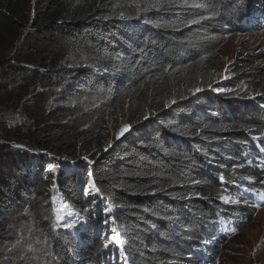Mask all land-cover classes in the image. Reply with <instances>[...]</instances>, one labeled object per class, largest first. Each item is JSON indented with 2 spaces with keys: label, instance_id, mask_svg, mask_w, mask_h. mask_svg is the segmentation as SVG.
<instances>
[{
  "label": "trees",
  "instance_id": "obj_1",
  "mask_svg": "<svg viewBox=\"0 0 264 264\" xmlns=\"http://www.w3.org/2000/svg\"><path fill=\"white\" fill-rule=\"evenodd\" d=\"M247 28L264 0H0V264H119L112 229L129 264H217L252 212L220 194L264 197L253 76L213 82ZM119 117L133 131L100 150Z\"/></svg>",
  "mask_w": 264,
  "mask_h": 264
},
{
  "label": "rangeland",
  "instance_id": "obj_2",
  "mask_svg": "<svg viewBox=\"0 0 264 264\" xmlns=\"http://www.w3.org/2000/svg\"><path fill=\"white\" fill-rule=\"evenodd\" d=\"M224 50V61L214 72L213 82H216V86L225 82H231L236 86L232 90H239L240 86L237 85L239 69H243V71L248 69L250 70L248 73L253 77L244 83L243 92L252 95L249 98V102L262 106L255 101L257 98H264V71L259 74L255 69L264 70V28H247L243 32L227 35ZM126 126L128 130L124 131ZM132 131V126L126 120L119 117L115 125L103 133L100 150H111L119 140L126 138ZM85 159L87 160L88 158ZM86 162L90 163L89 160ZM71 168L74 169L73 166ZM248 180L253 183L257 181L254 178ZM86 193L89 197L94 196L91 185L88 187ZM93 198V203H95V197ZM219 200L226 206H234L235 208L244 205L252 210V212L249 213V218L247 216L242 217L239 214L235 216V221L242 223L243 226L220 250L221 255L217 264H264V201L257 203L250 201L248 197L231 196L224 192L220 194ZM58 206V222L64 230L73 232H76L78 229L86 230L85 223L81 220L79 214L65 201L61 200ZM243 219L247 220V222H244ZM104 228L105 230L108 229L106 223L104 224ZM109 232H111V237L109 239L110 249L107 250V259L119 264H125L119 254L121 250L118 245L119 238L116 235L117 232L114 229Z\"/></svg>",
  "mask_w": 264,
  "mask_h": 264
},
{
  "label": "water",
  "instance_id": "obj_3",
  "mask_svg": "<svg viewBox=\"0 0 264 264\" xmlns=\"http://www.w3.org/2000/svg\"><path fill=\"white\" fill-rule=\"evenodd\" d=\"M124 139H126V138H124ZM124 139H123V140H119L115 146H117L118 144L122 143V142L124 141ZM16 148H22V149H25L24 147H16Z\"/></svg>",
  "mask_w": 264,
  "mask_h": 264
},
{
  "label": "snow or ice",
  "instance_id": "obj_4",
  "mask_svg": "<svg viewBox=\"0 0 264 264\" xmlns=\"http://www.w3.org/2000/svg\"><path fill=\"white\" fill-rule=\"evenodd\" d=\"M128 130V128H127V126H126V128H125V130L124 131H127ZM123 134V133H122ZM98 191V190H97Z\"/></svg>",
  "mask_w": 264,
  "mask_h": 264
},
{
  "label": "clouds",
  "instance_id": "obj_5",
  "mask_svg": "<svg viewBox=\"0 0 264 264\" xmlns=\"http://www.w3.org/2000/svg\"><path fill=\"white\" fill-rule=\"evenodd\" d=\"M1 142V141H0ZM16 147H23V146H16Z\"/></svg>",
  "mask_w": 264,
  "mask_h": 264
},
{
  "label": "bare ground",
  "instance_id": "obj_6",
  "mask_svg": "<svg viewBox=\"0 0 264 264\" xmlns=\"http://www.w3.org/2000/svg\"><path fill=\"white\" fill-rule=\"evenodd\" d=\"M129 134H130V133H129ZM127 136H128V135H127ZM127 136H126V137H127ZM106 253H107V252H106Z\"/></svg>",
  "mask_w": 264,
  "mask_h": 264
}]
</instances>
